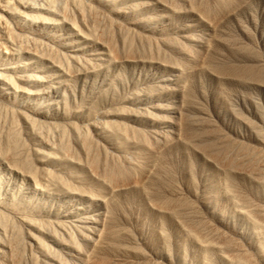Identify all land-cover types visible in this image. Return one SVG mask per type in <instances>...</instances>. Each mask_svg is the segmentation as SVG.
I'll use <instances>...</instances> for the list:
<instances>
[{
    "label": "rangeland",
    "instance_id": "rangeland-1",
    "mask_svg": "<svg viewBox=\"0 0 264 264\" xmlns=\"http://www.w3.org/2000/svg\"><path fill=\"white\" fill-rule=\"evenodd\" d=\"M52 11L0 102V264H231L264 203V0Z\"/></svg>",
    "mask_w": 264,
    "mask_h": 264
},
{
    "label": "bare ground",
    "instance_id": "bare-ground-1",
    "mask_svg": "<svg viewBox=\"0 0 264 264\" xmlns=\"http://www.w3.org/2000/svg\"><path fill=\"white\" fill-rule=\"evenodd\" d=\"M55 3L56 0H0V102H6L3 99L6 100L12 90H19L17 81L26 83L28 78H32L28 68L31 66V60H26L23 56L44 47H55L52 40L44 36L42 31L45 25H56L52 19L45 17V14L53 13ZM49 4L51 5L48 6ZM60 7L62 8V5ZM64 16L60 9L61 19L67 20ZM6 105L11 109L10 103ZM28 120L35 121L31 117ZM257 205L256 210L249 215L255 225V237L249 240L250 237L237 233L230 237V240L227 239L230 254L225 253L231 264H264V203ZM11 207L8 203L0 201V222L13 214Z\"/></svg>",
    "mask_w": 264,
    "mask_h": 264
}]
</instances>
